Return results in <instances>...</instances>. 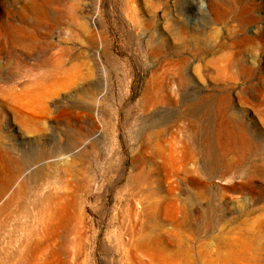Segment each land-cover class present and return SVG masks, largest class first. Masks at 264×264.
Masks as SVG:
<instances>
[{"label":"rangeland","instance_id":"1","mask_svg":"<svg viewBox=\"0 0 264 264\" xmlns=\"http://www.w3.org/2000/svg\"><path fill=\"white\" fill-rule=\"evenodd\" d=\"M177 262L264 264V0H0V264Z\"/></svg>","mask_w":264,"mask_h":264},{"label":"bare ground","instance_id":"2","mask_svg":"<svg viewBox=\"0 0 264 264\" xmlns=\"http://www.w3.org/2000/svg\"><path fill=\"white\" fill-rule=\"evenodd\" d=\"M195 187H196V186H195ZM151 192H152V191H151ZM157 205H158V204H157ZM146 206H147V205H146ZM150 206H151V205H150ZM147 208H149V206H148ZM153 208H154V207H153ZM151 209H152V208H151ZM151 209H149V210H151ZM176 209H177V208H176ZM149 210H147V211H149ZM167 210H168V209H167ZM185 210H186V209H185ZM155 211H156V210H155ZM185 213H186V211H185ZM185 213H184V214H185ZM207 215H208V214H207ZM151 217H152V216H151ZM210 217H211V216H210ZM208 218H209V217H208ZM193 220H194V219H193ZM179 221H180V220H179ZM200 221H201V220H200ZM183 222H184V221H183ZM192 222H193V221H192ZM192 222H191V223H192ZM180 224H181V223H180ZM207 224H208V223H207ZM143 225H144V224H143ZM175 226H176V225H175ZM195 226H196V225H195ZM180 227H181V226H180ZM190 227H191V226H190ZM196 227H197V226H196ZM200 227H201V226H200ZM178 229H179V228H178ZM143 230H144V229H143ZM182 230H183V229H182ZM182 230H180V231H182ZM188 231H189V230H188ZM195 232H196V230H195ZM184 233H185V232H184ZM193 233H194V232H193ZM191 234H192V233H191ZM150 237H151V236H150ZM150 237H149V239H150ZM179 237H180V236H179ZM160 238H162V237H160ZM160 238L158 239V242H160V243H163V242H164V243H165V240L162 239V242H161V239H160ZM163 238H164V237H163ZM142 239H144V238H142ZM151 239H152V238H151ZM151 239H150V240H151ZM153 239H154V237H153ZM155 239H156V238H155ZM173 239H174V238H173ZM140 240H141V239H140ZM146 240H147V239H146ZM167 240H168V239H167ZM136 241H137V240H136ZM144 241H145V240H144ZM151 241H152V240H151ZM156 241H157V239H156ZM180 241H182V240H180ZM137 242H138V241H137ZM171 242H173V241L171 240ZM171 242H170V243H171ZM183 242L185 243V240H184ZM144 243H145V242H140V241H139V244H137V243H136V244L148 248V251H145V252H146V253L150 252V255H151V254H152V255H153V254H156L157 256H159V258H161V259H163V260H166V259L169 260V259H171L170 256L173 255V254H171V255L167 254V251H166L167 248H165V246H163L162 244L157 245V244H158V243H157V244L155 245V247H156V246H157V247H156V248H154V247L152 248V247H150L149 244H148V243H150V241L146 243V244H148V245H146V244H144ZM153 243H154V241L151 242V244H153ZM168 243H169V241H168ZM177 243H178V242H177ZM182 244H183V243H182ZM186 244H187V243H186ZM137 245H136V246H137ZM164 245H166V244H164ZM179 245H180V242H179ZM179 245H178V246H179ZM184 245H185V244H184ZM153 246H154V245H153ZM143 247H142V248H143ZM166 247H167V246H166ZM142 248H141L140 250H142ZM146 248H145V249H146ZM177 249H178V248H177ZM177 249H176V250H177ZM240 250H241V249H240ZM173 251H174V250H173ZM180 251H181V250H180ZM237 252H238V251H237ZM240 252H242V250L239 251V254H240ZM175 253H176V251H175ZM148 254H149V253H148ZM253 254H254V253H253ZM253 254L251 253V255H253ZM176 255H177V253H176ZM179 255L181 256V254H179ZM241 255H242V253H241ZM243 255H244V254H243ZM254 255H255V254H254ZM188 256H190V255H188ZM237 256H239V255H237ZM245 256H246V255H245ZM245 256H244V257H245ZM248 256H249V254L247 255V257H248ZM149 257H150V256H149ZM176 257H177V256H176ZM241 257H242V256H241ZM244 257H242V260L244 259ZM249 257H250V256H249ZM252 257H253V256H252ZM151 258H152V257H151ZM238 258H239V257H238ZM254 258H255V256L253 257V259H254ZM177 259H179V258H177ZM239 259H240V258H239ZM249 259H250V258H249ZM255 259H256V258H255ZM244 260H245V259H244ZM175 261H176V259H175ZM189 261H190V260H189ZM167 262H168V261H167ZM171 262H173V260H171ZM187 262H188V261H187ZM149 263H150V262H149ZM174 263H175V262H174ZM141 264H142V263H141ZM172 264H173V263H172ZM176 264H179V263L177 262ZM249 264H251V263H249Z\"/></svg>","mask_w":264,"mask_h":264}]
</instances>
